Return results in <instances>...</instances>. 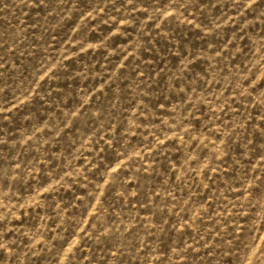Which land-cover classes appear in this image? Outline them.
<instances>
[{
  "label": "rangeland",
  "instance_id": "374dc122",
  "mask_svg": "<svg viewBox=\"0 0 264 264\" xmlns=\"http://www.w3.org/2000/svg\"><path fill=\"white\" fill-rule=\"evenodd\" d=\"M0 264H264V0H0Z\"/></svg>",
  "mask_w": 264,
  "mask_h": 264
}]
</instances>
